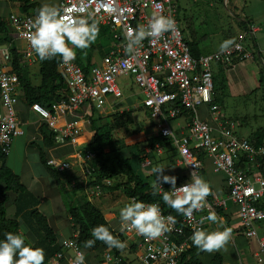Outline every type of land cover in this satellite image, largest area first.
Masks as SVG:
<instances>
[{
	"label": "built area",
	"instance_id": "obj_1",
	"mask_svg": "<svg viewBox=\"0 0 264 264\" xmlns=\"http://www.w3.org/2000/svg\"><path fill=\"white\" fill-rule=\"evenodd\" d=\"M57 8L61 15L83 17L90 23L98 22L99 27L107 30L110 40L106 54L99 62L92 60L86 71L85 61L82 65L75 58L65 63L60 58L57 73L65 86L60 91L59 99L51 107L39 102L30 105L40 116L41 124H46L53 133L55 144L74 149L73 154L66 158L49 157L47 165L60 173L76 167L87 173L94 170L92 166L88 167V161L95 158V153L88 150L84 155L82 148L77 147L78 138L89 123L93 110L101 111L109 103V97L116 100L125 98L119 78L131 75L142 94L139 108L145 109L152 119L160 120L154 126L155 130L158 136L167 138L176 148L180 164L190 174L194 171L201 177L205 160H210L212 171L223 175L227 192L224 197L213 198V202L207 200L210 207L194 212L191 219L182 215L177 218L165 212L160 202H153L160 205L165 218L174 216L176 224L171 232L148 240L120 222L115 231L123 235L126 253L116 254L111 248H84L78 244V233L74 232L71 237L60 239L61 251L55 253L47 264H60L61 261L74 264L80 252L85 255V264H178L181 255L192 244L190 237L193 232L203 229L209 222L205 220L201 223L202 218L210 212L216 214V208H226L229 202L238 208V234L256 242L254 257L262 262L264 232H259V224L264 221V210L256 204L264 199V138L256 144L254 140L239 137L236 122L224 118L219 105L213 102L212 65L233 67L238 62L253 58V54L242 43V38L224 52L219 49L195 58L184 40L179 8L173 0H59ZM36 14H11L7 18L13 29V38L0 48L3 60V66H0L1 156L8 157L14 139L24 135V124L17 112L23 89L18 76L8 69L7 64L12 59L14 41L23 43L21 48L16 47L23 61L30 65L39 64L29 40L34 31L32 24ZM160 15L173 18L177 30L165 33L160 39L147 38L129 51L128 30L147 26L153 16ZM262 63L264 65V57ZM200 108L205 109L206 118H201ZM184 110L189 115H185L183 128L176 132L169 122L184 117ZM159 146H155L158 151L161 149ZM150 162L146 159L142 167L149 166ZM81 181L76 178L72 180L71 186ZM112 184V179L103 182L104 186ZM161 186L163 189L159 194L170 191V187L165 189L163 184ZM100 193L101 185L91 188L92 195L99 197ZM132 200L140 201L137 197H127V204Z\"/></svg>",
	"mask_w": 264,
	"mask_h": 264
},
{
	"label": "trees",
	"instance_id": "obj_2",
	"mask_svg": "<svg viewBox=\"0 0 264 264\" xmlns=\"http://www.w3.org/2000/svg\"><path fill=\"white\" fill-rule=\"evenodd\" d=\"M15 1L19 2L20 10L26 13H37L38 9L42 6L39 2H31L30 0ZM220 2H223V0H220ZM175 3L180 9L181 7L178 4V0H176ZM12 38L10 25L6 19L0 18V44L10 43ZM185 38L186 37H184V40L189 45L191 54L195 58L199 57L200 51L198 44L196 42L188 41ZM109 40L110 38L107 30L100 27L99 36L97 37L96 42L88 48V53V50L84 54L83 50L76 49V60L82 65L83 61H85V71L87 67L92 64L93 53L97 50V45L100 48H98L100 58H102L107 52ZM237 40L238 38L235 39L234 42ZM100 41H103L104 44L100 45ZM11 54L12 59L9 66L19 78L20 85L23 89V100L26 102L27 106H30L34 102H39L43 106L51 107V104L59 99L60 91H62L65 86L60 75L57 73V65L59 64L60 57L57 56L51 60L44 61L38 59L40 81L37 85H34L30 79L28 67L23 65V57L17 52L15 45H12L11 47ZM81 57L85 59L81 60ZM219 89H217L213 78V102L218 105V99L215 95ZM92 112L95 111L93 110ZM126 114L127 113H123L120 116L122 117ZM185 115L187 116L189 114H187V111L184 110L183 116ZM101 118V116H98L97 118L92 117L90 119V127L92 128L94 134L91 141L87 143L85 147H82L84 155L88 150L95 153V158L92 161L91 166L94 168L93 171H96L97 175L95 181H89L88 184L91 186L99 184L104 187L102 182L106 179L123 177L125 178V182L112 184V186L107 188L111 191L119 190L121 188L125 196L137 197L140 201L151 203L160 202L165 212L178 218L180 214H178L175 210L168 208L167 205L164 204L161 194L158 193L156 196L152 195V185L155 181L149 183L147 179L154 176V174L150 172L147 175H140L137 172L138 166L135 167L136 165H134L136 163L138 165L142 164L140 154L143 152L145 147H149L151 151H154L156 143L163 144V142L169 143L170 141L167 138L156 136L147 139L143 143H137L132 146L127 145L121 140H113L110 126H98L96 124ZM159 122L160 120L153 119L151 127L156 126ZM137 129L139 132H142L145 130V127L144 125L139 124ZM39 130L42 135L43 142V146L38 149L40 163L44 170H46L47 174L54 180L59 195L68 198L67 204H64V207L66 213L70 217L69 237L72 236V232L76 231L78 233L76 238L78 244L86 248L84 246L85 241L94 239L92 236L93 228L99 225H104L109 228L110 232L117 239L123 242V235L116 232L112 228L101 210L85 196L77 195V192L82 189L80 186L81 183H77L74 188H68L66 185L67 183L61 179L65 178V175H68L67 172L60 173L47 165V160L49 158L47 152L48 149L55 148L56 157L63 158L67 154L72 153L73 148L71 146L57 147L54 141L53 133L49 130L46 124L42 123ZM254 137V140L256 139L255 141L257 142L256 144L261 143L260 140L264 138V128L257 129ZM172 156L173 154L169 157V160L173 162ZM6 158V156L0 155V240L5 238V233H18L23 231L24 235L27 237L26 242L32 244L34 247L44 249L45 264H47L55 253L61 251L60 236L51 225L48 217L39 210L38 206L40 204V198L32 193L21 182L19 176L7 166ZM62 174L64 177H62ZM163 185L165 189H169V187H171L167 183H163ZM10 195H12V202L15 210L12 218L7 216L6 207V203L10 200ZM212 195L211 191V194L207 197V200L210 202H213ZM256 205L259 209L264 210V199L258 201ZM216 210L219 214H221L222 210L220 208H216ZM263 222L264 221L260 222L261 227L262 225L264 226ZM103 248L108 247L102 241L97 240L95 245L91 247V250H99ZM111 250L116 254H120L125 251L124 248L122 250L111 248ZM87 258H89L88 255ZM218 258V255L214 256L215 260ZM178 264L205 263L200 260L198 255L195 253L194 248L191 247L190 249H187L183 255H181Z\"/></svg>",
	"mask_w": 264,
	"mask_h": 264
},
{
	"label": "clouds",
	"instance_id": "obj_3",
	"mask_svg": "<svg viewBox=\"0 0 264 264\" xmlns=\"http://www.w3.org/2000/svg\"><path fill=\"white\" fill-rule=\"evenodd\" d=\"M32 26L34 31L29 37L30 45L41 61L51 60L59 56L63 62H71L76 58V49H88L96 42L100 33L98 22L93 21L90 23L88 19L83 17L76 18L71 15H61L59 8L48 4L42 5L38 9ZM175 30H177V27L173 18L162 15L153 16L147 26H139L137 29L128 30L127 49L132 51L147 38L160 39L165 33ZM233 43L232 40L223 41L220 44V51H226ZM165 168L162 165L152 168V173L156 176V180L152 185L153 196L161 192L163 183L169 184L171 186L170 191H164L162 195L164 204L189 219L193 217L194 212L203 211L206 206L210 207L207 204V197L211 194V188L205 179L196 175L193 171L189 179L191 182H186L178 187L177 177L164 174ZM115 179H112L113 182ZM72 180H68V185L66 184L68 188L76 187L77 183L74 187L71 186ZM78 183H82V181ZM119 217L123 225L135 230L148 240L157 239L171 232L176 224L174 216L168 215L165 218L162 215L159 204L137 200H132L122 207ZM205 220L216 223L218 217L214 212H210L202 218L201 223ZM92 236L94 239L85 241L84 246L86 248L93 247L97 240L102 241L108 248L122 250L126 247V244L117 239L109 228L104 225L93 228ZM231 237L230 228H224L222 231L198 229L193 232L190 239L192 245L200 251L212 253L224 249ZM26 240L27 237L23 231L5 233V238L0 240V264H45L44 249L34 247ZM74 264H85L83 252L76 255Z\"/></svg>",
	"mask_w": 264,
	"mask_h": 264
},
{
	"label": "rangeland",
	"instance_id": "obj_4",
	"mask_svg": "<svg viewBox=\"0 0 264 264\" xmlns=\"http://www.w3.org/2000/svg\"><path fill=\"white\" fill-rule=\"evenodd\" d=\"M174 2L176 0H173ZM227 1V2H226ZM224 2H220V0H178V4L181 7L179 9V21L180 26L182 27L184 37L188 41L196 42L197 44H202V47L204 46H211L213 48V51L220 49V44L225 40H232L238 38V35L235 34V30L237 27L238 22H236V16L237 12L234 7L229 6L228 3H231L233 0H226ZM2 14L7 12L11 5L4 4L0 6ZM234 14H233V12ZM230 12H232L233 15H231ZM104 44L103 41H100V45ZM213 45V46H212ZM99 48V46L97 45ZM97 50L93 53L92 60H96L99 62L100 60V53ZM100 49V48H99ZM88 49H84V54ZM89 50L87 51V53ZM82 58V57H81ZM85 58H82L83 60ZM36 74L32 75V80L37 84L40 79L39 77L37 80L35 79ZM219 78H214V80ZM119 85L122 87L124 92V99L116 100L113 97H109V103H107L101 111L94 110L95 112H92L91 117H89V123L87 125L90 126V119L92 117H98L101 116L102 118L97 121L98 126H110L112 130V138L113 140H121L129 145H134L137 143L145 142L147 139H150L152 137H158V134L155 130V127H151L152 118L150 117L149 113L145 111L141 107V99L142 94L140 87L133 81V76L129 75L128 77H121L119 78ZM218 88L221 87L220 84L217 86ZM219 91V90H217ZM217 99L219 100V104L221 103L224 106L225 113L227 117L234 118L237 120V124L239 126L237 131L241 134H248V132L256 130L259 127H264V111L260 110L261 107H263V103L256 100L254 96H248L244 99L234 100L232 97L228 99V97H221L217 96ZM233 99V100H232ZM138 106V107H137ZM112 109H111V108ZM123 113H127L124 116H120ZM36 117L30 116L29 121L35 120ZM179 119V118H177ZM175 119V120H177ZM171 121L169 122V125L171 128H175L177 121ZM116 121V122H115ZM178 122L185 123L184 120H180ZM139 124L144 125L145 130L142 132L138 131ZM178 124V123H177ZM25 125L22 126V129L24 130L25 134ZM24 136V135H23ZM19 136L15 138V141L21 140V137ZM25 139L24 137L22 138ZM19 142L16 143V145ZM161 148L160 152L163 151L165 157L167 156V160L169 159V156L172 154L178 158L179 155L177 153L176 148L173 146L171 142H167L163 144H160L159 146ZM148 150L151 151L149 147H147ZM34 153L29 154V164L26 165L22 161V154L21 149L17 148L13 150V159L12 162H14V168L18 174L22 176V181L28 183L33 175H40V178L42 180L43 187L47 188H53V182L51 183L49 178H44L45 174L47 175L46 170H44L43 166L41 164L38 165L36 158V149L33 148ZM11 152V151H10ZM152 154L149 157L148 154L145 153V151L141 152L140 157L142 162H144L146 159L150 160L154 164L152 166H145L141 167L137 163L135 167L138 166L137 172L141 174H146L148 172H152V168L162 165L165 166L169 163L165 162V159L162 158L160 160L161 156H158L156 153V148L154 151H151ZM157 152H159L157 150ZM162 153V154H163ZM54 156H57L54 151ZM73 154H67L65 157H68L69 155ZM144 154V155H143ZM169 154V156H168ZM159 158V160H157ZM152 159V160H151ZM141 162V163H142ZM156 163V164H155ZM21 164L24 165L21 167ZM172 166H175V164H172ZM91 167V164L89 163V166ZM171 167V166H170ZM40 169L42 170L40 172ZM76 169V171L74 170ZM72 170H68L67 176H70L72 179L80 178L82 179L81 187L82 189L77 192L78 196H85L86 198L89 195V191L91 193V188L96 186H91L88 184L89 181H95L96 178V171H91V173H87L86 170L81 172V169L79 167H76ZM166 169H170L169 167H166ZM177 173L180 178L189 180L190 179V173L186 169L185 166H182L177 169ZM48 176V175H47ZM62 177L64 175L62 174ZM203 179H205L210 186L217 187L220 185V179L222 177L219 173L212 172L211 168L207 170L205 175H201ZM150 182H154L156 180V176L152 178H148ZM48 180V181H46ZM125 182L123 177H119L118 183ZM42 184L40 183V190ZM85 185V186H84ZM102 191L107 187H102ZM87 190L88 192H86ZM107 197L109 199H112V211H116L117 216L119 217V210L127 205L126 196L122 192V190H109L107 189ZM212 191V190H211ZM213 193V192H212ZM125 196V197H124ZM61 199L62 204H67L68 198L59 196ZM57 199L52 200L45 199L42 206L39 207L42 213L46 214L48 217L51 225L55 228L57 233L59 235H64V237H69V228H68V220L65 216V207H59L60 209L56 211L54 209L53 204L56 203ZM111 203V202H110ZM96 201L95 204L96 205ZM104 215L107 213L105 209L101 206L96 205ZM8 215L14 214V208L9 207L7 209ZM264 223V222H263ZM217 227L221 231L226 228V225L220 222H216ZM229 226L233 228V224L229 223ZM230 243L232 250L230 251L231 255L237 259L238 252L236 250L235 245L232 243V240L228 242ZM224 258H229L228 251L223 253ZM222 257V256H221Z\"/></svg>",
	"mask_w": 264,
	"mask_h": 264
},
{
	"label": "crops",
	"instance_id": "obj_5",
	"mask_svg": "<svg viewBox=\"0 0 264 264\" xmlns=\"http://www.w3.org/2000/svg\"><path fill=\"white\" fill-rule=\"evenodd\" d=\"M225 1L226 0H224V2ZM38 2L41 5L48 4V5H51L54 7H58L59 0H40ZM5 3L8 5H11V8L3 14H2L1 8H0V18H4L7 20L8 16L11 14H18L19 15V14L26 13V12H22L20 10L18 1L0 0V6L4 5ZM228 5L229 6L231 5V7H234L236 9V12H237L236 22H238V24H237V27L235 30V34L238 35V39L242 38V43L253 54V58L246 60V61L238 62L233 67H228V66H224L221 64H213L212 65L213 78H219V79L214 80V83H215L216 87L218 86V84L221 85L220 89L217 87V89H219V91L216 92L215 96L216 97L220 96V98L222 96L228 97V99L230 97H232L234 100L244 99V98H247L248 96H254V98L256 100L262 102L264 105V65L262 63V59L264 57V0H233L231 3H228ZM232 12L229 11V13L231 15L234 14V12H233V14H232ZM10 28H11V33H12V37H13V29L11 26H10ZM5 45H6V43L0 44V48L5 46ZM13 45H15V47H17V48H21L23 43L14 41ZM198 46H199L198 48L200 51V55L213 52V48H211V46L202 47V44L200 45V43L198 44ZM23 65H26L28 67L29 76H30L32 84L37 85L39 82L37 84H35V82H33V80H32V75L37 73V76H35V79L37 80L38 77L40 79L39 64L36 63L33 65H30V64L26 63V61H24ZM0 66H3V60H2L1 54H0ZM7 67H8V69L10 68V66L8 64H7ZM218 103H219V100H218ZM219 107H220L221 111L223 112L224 118L235 121L237 124V120H235L234 118H231V117H227V115L225 113L224 106L221 103L219 104ZM260 110L264 111V106L261 107ZM17 112H18L19 118L23 121V124L26 127L25 128V134L23 136L25 139L23 140L22 139L23 137H21V140H17V141H15V139H14L11 152L8 155V157L6 158V164L15 174H17L19 176L21 182L32 193H34L36 196H38L40 198V204L38 207L42 206L45 199L52 198V200H55V198H56L57 199L56 203H58V204L55 205V203H54L53 206H54V209L56 211H58L60 209L59 207H64V205L61 202V199L59 197L60 195H59V192H58V189L56 187L54 180L48 174H47L48 176L45 174L44 178H49L51 183L53 182V186H54L53 188L43 187L40 175H38V176L33 175L28 183L23 182L22 176L20 174H18L14 168V162H12V159H13L12 156L14 154L13 153L14 148L15 149H17V148L21 149V154L23 155L22 161L26 165H28L30 162L29 154H30V152H31V154L34 153L33 148L35 147L36 154H37L36 161L39 165L41 163H40V159H39V150L38 149L43 146L42 145L43 144L42 135H41L40 130H39V127L41 125L40 116L37 113H35L30 108V106H27L26 102H24V100H23V96L20 97V100L17 104ZM199 113H200L201 118H206L207 114H206L204 108H200ZM30 116L36 117V119L33 121H29ZM263 117H264V114H263ZM185 119L186 118L184 116V117H180L179 119L175 120V121H177L178 124L176 123L175 128H172V129L176 132L180 131L183 128L184 124L182 122L180 123L178 121H180V120L185 121ZM172 121H174V120H172ZM237 126H239V125L237 124ZM238 128L239 127H237V129ZM259 128H264V127H259ZM259 128H257V129H259ZM256 130L250 131V132H248V134H241L238 131H236V132H237V135L241 138H249L251 140H254V138H255L254 134H255ZM93 134L94 133H93L92 128L86 124L84 130L82 131L81 135L78 138V146L77 147L78 148L85 147L86 144L91 141ZM17 142H19V143L16 145ZM158 144L159 143H156L155 146H158ZM127 145H129V144H127ZM160 150H159V152H157V150H156V153L158 154V156H161L160 160H162V158H163V159H165V162L168 163V161H169V163L167 165H165V167L171 166L170 169L165 168L164 174L175 175L177 177V183H183V182L188 181V180L180 178L178 173H177V169L184 166V165L180 164L179 158H176L173 155L172 156L173 162L169 159L167 160V156L165 157L163 151L160 152ZM54 151H55V148L48 149L47 150L48 157L54 156V154H53ZM143 151H145V153L148 154L149 156L152 154V152L150 150H148L147 147H145ZM168 156H169V154H168ZM169 157H171V156H169ZM93 160L94 159H92V161ZM157 160H159V158ZM92 161L90 160L88 162L91 164ZM205 162H206L205 166L201 170V175H205L207 170H209L210 168L212 170L210 160L206 159ZM150 163L151 164L149 166H152L154 164L153 162H150ZM172 164H175V166H172ZM23 166L24 165L21 164V167H23ZM140 166L142 167V164ZM74 170L76 171V169H74ZM41 171L42 170L40 169V172ZM81 172H83L82 169H81ZM148 173H150V172H148ZM148 173H146V175ZM152 177H154V176H152ZM152 177H150V178H152ZM65 178H67V180H65ZM65 178H61V179L64 180L66 183L69 182L68 180H72V178L70 176H67V175H65ZM46 181H48V180H46ZM118 181H119V178L115 179L114 184H118ZM124 181H125V178H124ZM147 181L150 183L149 179H147ZM220 181H221L220 185L217 187H214L215 189H213L212 186H210V188L213 192L212 196L215 199L219 198V197H224L226 194V189L224 187L223 175H222ZM40 183L42 184V186H41L42 190H40ZM67 185H68V183H67ZM97 185H99V184H97ZM107 189L108 188H105L103 191L101 189V193H100L99 197L91 195V193L89 191V195H91V196H88L87 199L90 200L94 204L96 201L98 206L103 207L105 209V211H107V213L105 215L103 213V215L105 216L106 220L109 221L112 228L114 230H116L119 227V223L121 222V220H120V217L117 216L116 211H114L115 208L112 211V199H109L107 197V191H108ZM119 190H121V188ZM85 191L88 192L87 190H85ZM125 198L127 201V196ZM6 207H7V209L9 207L14 208L13 202H12V195H10V200L6 203ZM220 209L222 210L221 214L216 212V214H218V216H217L218 220L217 221L225 224L226 228L231 229V232H232L231 240H232V243L236 247V250L238 252L239 257L237 259H235L231 255L230 251L232 250V247H231L230 243H228L224 249H221V250H218V251H215L212 253L202 252L198 248L194 247L192 244H191L190 248L191 247L194 248L195 253L198 255L200 260L202 262H204L205 264H264V260L262 262H258L256 260V258L254 257V253L256 251V242L254 240H248V239L244 238L242 235L238 234V231L240 229V221H239V218L237 215V212H238L237 206L234 205L233 203L229 202L228 206L226 208H223V209L220 208ZM14 212H15V210H14ZM64 212H65V216L68 220V228H69L70 217L66 213V211H64ZM119 212H120V210H119ZM222 215H225V216H222ZM7 216L12 218L14 216V214L8 215V213H7ZM229 223L233 224V228L229 226ZM203 230H205V231H218V230L221 231V228L219 229L217 227L216 223L208 222L204 226ZM263 231H264V226L262 225V227H261L259 224V232L263 233ZM69 235H70V233H69ZM59 236L61 238L64 237V235H59ZM227 251L229 254V258H224L223 253L227 252ZM124 252L126 253V251H124ZM215 255L219 256V258L216 260L214 259ZM60 264H66V263L64 261H62V263H60Z\"/></svg>",
	"mask_w": 264,
	"mask_h": 264
}]
</instances>
